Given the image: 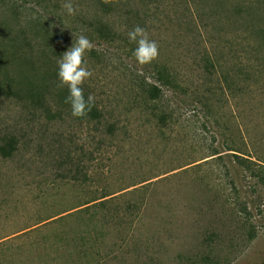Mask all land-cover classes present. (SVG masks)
<instances>
[{
  "label": "rangeland",
  "instance_id": "obj_1",
  "mask_svg": "<svg viewBox=\"0 0 264 264\" xmlns=\"http://www.w3.org/2000/svg\"><path fill=\"white\" fill-rule=\"evenodd\" d=\"M10 1L24 29L40 19L65 51L92 42L83 89L100 118L72 116L43 60L41 104L0 93V145L14 140L0 155V264H264V171L233 156L253 145L264 166V0H71L73 16L66 0ZM135 26L159 45L149 65Z\"/></svg>",
  "mask_w": 264,
  "mask_h": 264
},
{
  "label": "trees",
  "instance_id": "obj_2",
  "mask_svg": "<svg viewBox=\"0 0 264 264\" xmlns=\"http://www.w3.org/2000/svg\"><path fill=\"white\" fill-rule=\"evenodd\" d=\"M6 3L10 4L9 10L12 14L11 17L14 26L7 28L8 24L6 21L0 20V93L6 98L18 102L22 101V98H26L32 103L41 104L44 97L38 92V88L32 80V74L33 72L35 74L37 69L35 63L37 60H43L51 70L50 73L58 77V65L56 63L57 58L65 52L64 44L60 43L61 36L59 32L56 31V29L54 32L50 31L47 25L42 23L40 19H38V21H24L28 28L24 29L19 21L21 18L18 17L20 14V7L10 0H0V5L6 7ZM221 4L223 3H220V0H216V7L219 5L221 6ZM96 31L98 33H106L107 29L104 24L98 22ZM11 35L19 38V46H16L17 40L12 38ZM39 35L41 36V41L37 42L36 38ZM5 57H11L13 61L19 63V65L15 66L17 69L14 72L1 64ZM28 67L29 73L27 75L23 74V70ZM139 88L146 102H152L158 98L159 90L157 87L153 85H143ZM82 118H100L95 104L87 116ZM82 118L76 119L82 120ZM3 140V145H0V155L5 157L13 150L14 140L12 138H5L2 139V141ZM257 150V147L250 145L246 152V158L238 155L233 156L240 166L252 174L256 173L255 176L260 179L257 174L264 171V166L256 164V162L251 160V158H254L261 162V157L258 155ZM262 185H264V183H262ZM103 202L104 201H100L97 205H101Z\"/></svg>",
  "mask_w": 264,
  "mask_h": 264
},
{
  "label": "clouds",
  "instance_id": "obj_3",
  "mask_svg": "<svg viewBox=\"0 0 264 264\" xmlns=\"http://www.w3.org/2000/svg\"><path fill=\"white\" fill-rule=\"evenodd\" d=\"M118 6L120 0H108ZM62 8L68 15L73 16L76 13V8L71 0H66L62 4ZM130 42L136 43L137 47L134 51V56L138 64L149 65L159 57V45L155 40H151L147 31L135 26L128 32ZM92 42L84 35L76 38L75 42L68 48L57 61L58 65V80L61 87H66L68 95L65 98V103L71 107L73 117L82 118L87 116L95 104V97L89 94L85 98L83 85L92 77L93 73L89 69L86 60V54L93 49ZM112 63H118L114 58Z\"/></svg>",
  "mask_w": 264,
  "mask_h": 264
}]
</instances>
